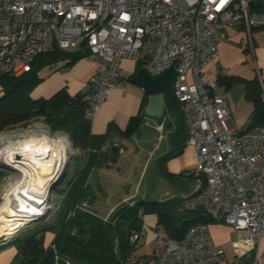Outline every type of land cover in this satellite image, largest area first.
<instances>
[{
    "label": "built area",
    "instance_id": "2783aa9c",
    "mask_svg": "<svg viewBox=\"0 0 264 264\" xmlns=\"http://www.w3.org/2000/svg\"><path fill=\"white\" fill-rule=\"evenodd\" d=\"M251 3L0 0V77L22 76L32 70L38 57L58 49L84 54L98 64L85 85L89 100L85 118L92 121L112 89L131 85L123 80V60L140 57L141 69L152 78L173 68L174 95L196 155L197 172L205 179L196 194L182 200V209H202L213 221L232 227L233 250L238 256L247 255L264 243V125L253 130L246 125L240 132L232 129L230 104L219 92V81H205L202 72L218 57L229 27L244 29L247 40L241 43L254 51L253 32L264 30V12L252 10ZM69 62L59 59L46 69H59ZM47 127V133L39 134L51 138L54 132ZM163 128L164 124L155 127ZM210 230L207 223L196 224L178 242L160 239L158 231L150 255L139 257L136 251L124 264H218L225 252L211 240ZM129 241L140 242L139 234ZM260 260L256 257L251 264H260Z\"/></svg>",
    "mask_w": 264,
    "mask_h": 264
},
{
    "label": "trees",
    "instance_id": "16d2710c",
    "mask_svg": "<svg viewBox=\"0 0 264 264\" xmlns=\"http://www.w3.org/2000/svg\"><path fill=\"white\" fill-rule=\"evenodd\" d=\"M251 5L252 10L264 12V5L260 1H252ZM84 56L80 53L67 54L58 49L54 53L38 57L32 70L22 76L0 77V88L3 92L0 96V133L7 129L26 127L32 121L43 120L52 132L66 133L73 147L86 154L84 165L77 175L66 182L64 191H58L63 195L64 201L59 207L55 226L44 227L36 234L16 241H21V264H55L57 253L72 259L76 264H124L130 254L142 247L141 241L132 244L129 239L133 234H139L142 239L143 217L146 214H157L168 238L176 242L182 240L192 226L202 222H214L202 209L189 212L183 210L182 200H139L134 205L119 207L110 223L102 221L94 211L83 209L82 205L90 200L94 193L93 186L88 184L89 179L97 170L103 167L111 168V164L113 165L120 156L113 150L112 146L116 142L114 139L118 137L124 141L133 138L146 119L145 114L140 113L130 119L124 130L116 123H111L105 134L94 136L91 132V121L85 118L89 105L85 91L72 98L63 90L49 100L32 99L31 92L43 80L39 73L47 65L59 59H69L70 62L60 69L70 68ZM139 69L141 67L138 63L136 73ZM219 83L227 90L233 86L232 80L226 77H220ZM244 91L245 100L253 108L254 118L248 124V128L253 130L264 125V91L261 81L245 80ZM166 105L169 113L179 112L182 116L180 103L175 95L166 93ZM177 137L179 147L163 159L174 157L172 155L182 152L186 147L189 134L180 129ZM168 177L170 178L169 175ZM48 232H51L54 238L46 245Z\"/></svg>",
    "mask_w": 264,
    "mask_h": 264
},
{
    "label": "crops",
    "instance_id": "0c3cea01",
    "mask_svg": "<svg viewBox=\"0 0 264 264\" xmlns=\"http://www.w3.org/2000/svg\"><path fill=\"white\" fill-rule=\"evenodd\" d=\"M252 1H260L264 5V0ZM255 30L256 33L253 32L252 36L254 42V51L252 52L247 48H245V50L247 52L250 51L251 54H253L254 63L257 66L259 76L261 78V84L264 85V32H262L261 29H254V31ZM228 31V40L225 42V44L223 43V45H221L222 51H220L221 49L219 48V54L217 55L218 57L215 60L209 62L206 67H204V70H207L206 68L212 63H214L219 68L225 67V63L227 65L229 64L224 61L223 66L221 62L217 61L219 55L226 57V52H230V50H232L235 37L241 36V33L244 34L246 31L242 28L237 29L232 27H229ZM242 40L243 39L240 40V43ZM126 62L127 61L123 60L121 64V73L123 74V80L130 81L131 83V78L137 70V64L131 72L132 75L128 79L127 75L124 73V69L128 70L127 67H129V63ZM97 67V63L83 58L74 62L70 68H59L54 70L45 68L39 73V77H43L41 82H44L43 85L44 89L47 91V94L40 95L34 100L43 98H47L46 100H49V98L57 95L63 90H65L71 98L80 92H84L86 83L91 77L95 75ZM58 72L60 73L58 74ZM208 74L211 75L212 71L206 72L205 76ZM228 75L229 72L226 70V68H224V70L222 69L221 73L219 72L217 80L219 81L220 77L227 78ZM204 80L207 81L205 78ZM231 90L232 88L227 90L225 86H222L220 93H223L226 96L228 103L230 104L231 128L236 132H240L242 130L239 131L234 125L236 119L233 116V105L237 109V115L239 112L240 116L243 117L242 119L240 118V122L241 124L246 123L245 126L250 124L254 118L253 108L244 98V89H240L241 91L239 92H231ZM108 98V101L98 109L97 115L90 122L91 132L94 136L105 134L111 123H116V125L121 130H124L129 125V121L132 117H135L140 113H144V108L147 106V102L149 100V96L145 95L144 91L137 85L126 92L119 88L112 89ZM241 102L244 104L243 108L239 104ZM165 107H167L166 101ZM239 107L242 109L240 110ZM148 122L151 124V126H147ZM161 124H164L163 130H156L155 127L160 126ZM180 129H184L186 134H188L184 120L182 119V116L179 114V112L169 113L167 111L162 123H159L158 120L148 117L145 119L143 128H141L138 134H136V136L133 138L124 141L120 140L118 137L114 139V141H119L123 145L127 146L126 153L130 152L129 149L131 147L132 141H135L134 143H137V141L142 142L141 144L144 146V150H147L146 152H148L150 157L145 166L147 163L150 164L151 162H154L155 167L160 168L162 172H164L167 179L172 181L175 194L172 195L169 200H173L175 202L193 196L200 188V181L203 180L205 182V179H203L200 172H197L196 155L192 146L188 143V140L186 142V147L182 149V152L172 155L174 157L170 159H163L166 155L174 153V151L179 147V137H177V133ZM126 153L124 155L120 154L119 158H117V161L113 163V165L111 164V168L103 167L96 171L97 181L100 184V191L104 193L105 196L111 198L110 194L108 193L109 190L107 189L108 184L104 183L114 181L117 182V171L122 169L125 161L128 163L131 162V159L126 158ZM151 153H153L152 156L150 155ZM115 191L116 195L119 196L120 199L114 206L107 208V204L105 202H103V206H106V209L104 208L105 210H103L102 206L98 203L92 206L95 209H100V212H104L103 215H101L102 213H100V215L96 213L99 217L104 218V216H109L113 211V207L115 208L116 205L126 202L127 199H131V201L133 200L134 203L139 200L152 201L151 199H148L149 196L144 197L145 199L139 198L138 195H136V190L134 193L122 194L119 192L120 189L118 187V189H115ZM143 219V243L153 247L154 242H156L158 238V231L161 235L160 239H165L168 237L167 232L164 229V225L161 223L157 214H146ZM209 225L211 228V240H213V242L217 245L222 246L225 252V257L218 264H251V261H253V259L256 257H260V264H264V243H262L260 248L253 249L249 254L238 256L233 250L231 244L234 237L233 228L227 224L217 221L211 222Z\"/></svg>",
    "mask_w": 264,
    "mask_h": 264
},
{
    "label": "rangeland",
    "instance_id": "374dc122",
    "mask_svg": "<svg viewBox=\"0 0 264 264\" xmlns=\"http://www.w3.org/2000/svg\"><path fill=\"white\" fill-rule=\"evenodd\" d=\"M256 33V30L254 31ZM264 32V30H262ZM247 40L246 33L242 34L241 36L235 37L234 44L232 47V50L230 52H226V57H223L219 55V58L217 61L221 62L224 66V61L229 63L228 65L225 63V67L219 68L214 63L209 65L204 70L203 76L204 78L211 79V80H217L219 72H222V69L226 68V70L229 72L228 79L232 80L233 87L231 92H239L242 89H244L245 86V80H259L261 81V78L259 76V72L257 69V66L254 63V57L251 52H247L245 50V46L240 43L241 39ZM225 44V43H224ZM223 45V43H221ZM221 45L219 48L222 51ZM219 54V53H218ZM140 57H137L132 60H125L126 63H129L128 70L124 69V73L127 75L128 79L132 75V71L136 64H138ZM212 71V74H208L205 76L206 72ZM60 72H58L59 74ZM45 74V73H43ZM43 79V77H42ZM264 79V78H263ZM44 82H40L36 85L34 90L31 92L32 99H35L36 97L47 94V91L44 89ZM41 85V86H40ZM40 86V87H39ZM136 85H130L127 88H119L122 91H129L130 89L134 88ZM39 87V88H38ZM170 90L167 91L168 94L174 95V83L171 80L170 81ZM262 90L263 85L261 84ZM38 88V89H37ZM222 85H220L219 92H221ZM241 89V90H240ZM3 95V92L0 90V96ZM47 98H43V100H46ZM243 108V102L239 103ZM240 108V107H239ZM240 108V110L242 109ZM233 116L236 119L235 120V127L240 131L243 130L245 127V124H241L240 118L243 117L240 116L239 112L237 115V109L233 105ZM43 120H37L32 121L26 127H16L13 129H7L3 130L0 133V146L4 143L3 140L13 141L16 140V138L20 137H33L38 136L39 132H46L49 131V128L45 126L42 122ZM43 124V125H42ZM143 128V127H142ZM51 136L54 139L60 140H66L67 135L66 133L62 132H55L51 133ZM51 137V138H52ZM70 142V141H69ZM135 141L131 142L130 152L126 153V158L131 159V162H124V165L120 171H117L118 179L117 182H105L104 184H108V193L110 194L111 198L108 196H105L104 193L100 191V184L97 181V175L95 174L93 177H91L88 181L89 185L93 186V197L90 198V200L86 201L82 207L85 210L88 211H94L95 213L99 214L100 209H95L92 206L96 205L97 203L102 206V209L105 210L106 206L109 208L110 206H114L119 201V196L116 195L115 189H120V193L127 194V193H134L136 190V195H138L139 198H144L146 196H149L148 199L155 200V201H162L169 200L172 195H174V188L172 181H169L167 177L165 176L164 172L160 168H156L154 162L147 163L149 154L146 152L147 150H144V146L141 144L142 142L137 141V143H134ZM120 146H123L124 148H127V146L123 145L121 142L116 141L114 142ZM136 147V148H135ZM131 157V158H130ZM86 156L85 153L82 152L80 149H76L75 155H70V159L67 160V168L65 169V176L62 180V182L59 185L54 186L55 188L51 193L48 194L47 197V205L50 207L49 212L44 213V216L35 218L31 220L29 223L25 224L22 228H19L18 230L12 232L9 238H2L0 239V264H21V260L23 257L22 250H21V241H18L19 239L26 238L28 236H31L33 234H36L38 231L42 230L44 227L46 228H52L56 224V218L59 213V207L61 206L62 202L64 201L63 195H60L58 191H64L66 182L70 179H72L75 175H77V172L79 169L84 165V160ZM145 166V167H144ZM0 174L2 176V179L0 180V206L2 205V198L5 195V192L10 190L12 185H14L17 181L16 176L18 175L17 172L13 171L11 167H8L7 165H4V163L0 160ZM138 198V199H139ZM145 199V198H144ZM135 200V199H134ZM103 202H105L107 205L103 206ZM110 203V205H109ZM127 205H134L133 200L127 199L126 202L118 204L113 207V211L110 213L109 216H104V218H100L102 221L106 223H110L111 219L116 215V212L118 211L119 207L121 206H127ZM105 208V209H104ZM104 212L101 214L103 215ZM54 238L53 234L51 232H48L46 234V245L51 243L52 239ZM143 240H141L142 247L137 251V256L142 257L144 255H150L152 253L153 247L148 246V244L143 243ZM14 242V243H13ZM13 243V244H12ZM151 247V248H150ZM143 248V249H142ZM56 255L57 258H55V264H76L72 259H67L63 256H61L59 253ZM62 261L64 263H62ZM59 262V263H58Z\"/></svg>",
    "mask_w": 264,
    "mask_h": 264
},
{
    "label": "bare ground",
    "instance_id": "6f19581e",
    "mask_svg": "<svg viewBox=\"0 0 264 264\" xmlns=\"http://www.w3.org/2000/svg\"><path fill=\"white\" fill-rule=\"evenodd\" d=\"M3 142L0 160L18 173L16 183L5 192L0 206V239H7L45 213L49 186L64 170L72 149L67 140L43 133Z\"/></svg>",
    "mask_w": 264,
    "mask_h": 264
},
{
    "label": "water",
    "instance_id": "95a60500",
    "mask_svg": "<svg viewBox=\"0 0 264 264\" xmlns=\"http://www.w3.org/2000/svg\"><path fill=\"white\" fill-rule=\"evenodd\" d=\"M174 75L175 70L173 68H170L167 73L159 76L158 78H152L144 69H139L137 73L134 74L131 78V84L137 85L144 91L145 95L149 96L147 106L144 108V114L146 118L149 117L158 120L159 123L163 122V118L165 117L167 111V108L165 107L166 93L168 91L170 81L174 77ZM112 147L113 150L118 152L119 154L124 155L127 152V148H124L123 146H120L116 143H114ZM70 155L72 156V154H69V158L67 160L70 159ZM66 167L67 164L58 178L53 181L52 184H50L49 193L53 191V189L55 188L54 186L59 185L62 182L65 176L64 172ZM49 209L50 207H48L45 211L49 212ZM42 216H44V214ZM42 216L40 217L42 218Z\"/></svg>",
    "mask_w": 264,
    "mask_h": 264
}]
</instances>
